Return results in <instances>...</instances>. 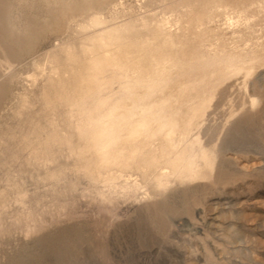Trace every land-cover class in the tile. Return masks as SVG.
Wrapping results in <instances>:
<instances>
[{
	"label": "rangeland",
	"instance_id": "374dc122",
	"mask_svg": "<svg viewBox=\"0 0 264 264\" xmlns=\"http://www.w3.org/2000/svg\"><path fill=\"white\" fill-rule=\"evenodd\" d=\"M0 31V264H264V94L243 80L264 85V0H0ZM238 107L222 155L206 129ZM199 109L206 179L84 165L114 112Z\"/></svg>",
	"mask_w": 264,
	"mask_h": 264
},
{
	"label": "bare ground",
	"instance_id": "6f19581e",
	"mask_svg": "<svg viewBox=\"0 0 264 264\" xmlns=\"http://www.w3.org/2000/svg\"><path fill=\"white\" fill-rule=\"evenodd\" d=\"M101 44L104 49L103 56L111 57L108 51V44L104 40H101ZM91 50L93 52L96 51L94 48ZM120 52L122 55L125 54L122 50H120ZM260 76L261 74L256 77H254V75L243 76L244 84L252 88V94L255 97H261L264 94V85H259L258 83L263 79H261ZM65 84L67 85V83ZM248 102L249 101L244 102L243 106L248 104ZM239 108L240 107L234 108L229 112L226 123L221 127H209L206 129V133L210 134L212 139L213 137H216L218 141L221 142L219 145V152L222 155L226 137L231 132H236L238 127V120L235 118L236 115L242 112L243 114L241 117H243L251 112L250 107L245 110H243L245 107H242L241 109ZM125 112L118 111L109 116L113 118H121L120 120L118 119L120 121V125H117L118 127L116 129H114L115 122L108 125H102L96 132L95 144L82 146L83 152L81 155L84 157V165L88 171L102 176L107 180H111L116 177L117 172L123 173L135 171L145 182H152L156 188L166 186L172 177H176L182 182H185L195 178L206 179L217 171L216 160L206 150H203L200 155L194 156L193 150L195 142L190 141L191 133L198 130L203 122L206 121L205 118L207 115L205 110H192L187 114V117H182L181 121L179 120L180 122L175 125H168L161 119H151L144 114H137V112V115L135 116H130L131 114L128 115L127 112ZM222 134L223 137L221 138ZM138 182L139 181L137 180L135 181V183Z\"/></svg>",
	"mask_w": 264,
	"mask_h": 264
}]
</instances>
